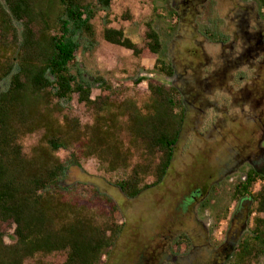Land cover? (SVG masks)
<instances>
[{
    "label": "rangeland",
    "instance_id": "rangeland-1",
    "mask_svg": "<svg viewBox=\"0 0 264 264\" xmlns=\"http://www.w3.org/2000/svg\"><path fill=\"white\" fill-rule=\"evenodd\" d=\"M91 2L97 13L96 44L80 41L72 71L92 84L93 99L105 91L111 106L102 118L75 95L71 103L62 104L57 117L61 123L79 121L81 142L92 137L95 127L107 129L109 120L103 119L115 120L114 139L102 148L124 153L127 167H114L108 158L86 157L82 153L87 148L79 149L81 145L58 155L69 166L63 185L83 184L77 190L83 200L95 199L91 212L104 206L95 190L120 210L116 223L124 224L121 237L101 264H219L227 222L237 207L235 186L254 170L249 161L257 162L264 176V53L258 54L264 19L259 5L255 0H112L105 8L98 0ZM148 25L160 36L159 57L172 64L173 77L160 72L163 65L155 67L157 56L136 57L104 40V31L114 28L145 49ZM213 35L223 42L213 40ZM158 81L182 93L185 124L164 181L131 200L117 183L128 179L138 164H148L149 158L140 143L132 142L125 129L127 115L118 116V107L129 102L143 109L150 100L149 84ZM258 87L262 94H257ZM43 134L23 139L27 155ZM155 180L153 169L141 187ZM262 187L264 181L257 182L252 193ZM251 210L250 233L254 219L263 217L256 203ZM96 222L103 219L97 216ZM2 230L6 244H13L15 226L4 224ZM237 251L238 247L235 255ZM66 259V253L37 255L25 264H65ZM249 264L264 263L259 258Z\"/></svg>",
    "mask_w": 264,
    "mask_h": 264
},
{
    "label": "trees",
    "instance_id": "trees-1",
    "mask_svg": "<svg viewBox=\"0 0 264 264\" xmlns=\"http://www.w3.org/2000/svg\"><path fill=\"white\" fill-rule=\"evenodd\" d=\"M264 11V0H255ZM95 5L91 0H0V264H25L37 255L66 253L65 264H101L108 250L121 237L124 224L118 225L117 204L94 194L104 202L91 212L94 200L80 198L78 188L65 187L68 164L59 152L86 146V157L112 159L114 167H127V156L119 151L103 150L114 139L116 121L110 117L107 129L95 127L92 137L81 142L78 120L61 123L57 115L62 104L74 96L80 103L96 111L99 117L111 106V97L92 98L93 87L72 65L80 50V41L94 46L96 32ZM149 26L148 44L140 49L122 30L107 28L104 40L132 51L134 56L155 55L156 68L166 77L174 76L172 64L166 65L160 54L159 34ZM213 40L219 42L215 35ZM145 81L141 79L140 82ZM150 100L139 109L132 103L118 107V116L127 115L125 129L133 143H140L148 164H138L128 179L117 187L128 199L160 185L167 176L175 156L186 119L182 93L158 81L149 84ZM103 118V117H102ZM44 132L31 155L24 152L22 141L27 136ZM154 169L155 182L141 187ZM264 176L255 170L235 186L234 198L250 197L256 212L251 235L241 241L231 264L264 263V187L252 193ZM103 222H96V217ZM4 224L15 226V242L6 244Z\"/></svg>",
    "mask_w": 264,
    "mask_h": 264
},
{
    "label": "flooded vegetation",
    "instance_id": "flooded-vegetation-1",
    "mask_svg": "<svg viewBox=\"0 0 264 264\" xmlns=\"http://www.w3.org/2000/svg\"><path fill=\"white\" fill-rule=\"evenodd\" d=\"M260 8V6H259ZM261 10V9H260ZM260 18L261 20L264 19V11L261 10L260 13ZM264 21V20H263ZM261 46L259 47V53L258 54H263L264 53V27H262L261 30ZM223 42V41H219ZM261 51V52H260ZM257 54V55H258ZM264 56V55H263ZM264 64V61H263ZM261 88H257V94L261 93L260 90ZM262 94V93H261ZM264 155H262L263 158ZM249 161V160H248ZM250 165L254 168L255 171L260 172V168L258 166L257 162L254 161H249ZM252 170V169H250ZM250 170L248 172H250ZM245 180V177H244ZM237 202V207L234 210V212L231 214L229 218V222H227V227L225 229V239L223 246L221 247V250L223 251L222 254H220V259H219V264H226V262L231 259L233 256H235L236 248H239L240 242L244 240L243 238L249 236L250 233V227L248 226L251 217L253 216L252 212V205H253V200L250 197L244 198V197H239L238 199H235ZM200 205V202H198ZM207 230V228H206ZM219 239H216V241ZM183 245H181V248ZM211 247V246H210ZM213 248V251L215 253V248ZM149 264H154L152 261H149Z\"/></svg>",
    "mask_w": 264,
    "mask_h": 264
},
{
    "label": "water",
    "instance_id": "water-1",
    "mask_svg": "<svg viewBox=\"0 0 264 264\" xmlns=\"http://www.w3.org/2000/svg\"><path fill=\"white\" fill-rule=\"evenodd\" d=\"M112 0H98V2L103 5L105 8L110 6Z\"/></svg>",
    "mask_w": 264,
    "mask_h": 264
}]
</instances>
